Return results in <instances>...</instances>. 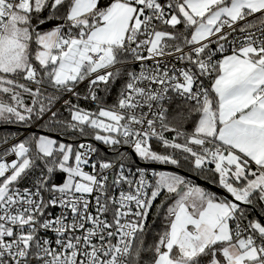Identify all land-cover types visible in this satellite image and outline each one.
I'll use <instances>...</instances> for the list:
<instances>
[{
	"label": "snow or ice",
	"instance_id": "1",
	"mask_svg": "<svg viewBox=\"0 0 264 264\" xmlns=\"http://www.w3.org/2000/svg\"><path fill=\"white\" fill-rule=\"evenodd\" d=\"M0 264H264V0H0Z\"/></svg>",
	"mask_w": 264,
	"mask_h": 264
}]
</instances>
